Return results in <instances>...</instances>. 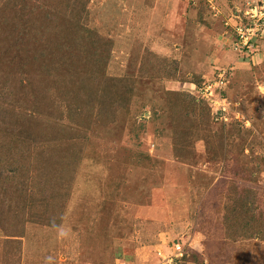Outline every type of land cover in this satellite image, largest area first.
I'll return each mask as SVG.
<instances>
[{"label": "rangeland", "instance_id": "obj_1", "mask_svg": "<svg viewBox=\"0 0 264 264\" xmlns=\"http://www.w3.org/2000/svg\"><path fill=\"white\" fill-rule=\"evenodd\" d=\"M2 1L0 88L14 95L4 106L79 155L65 170L50 148L53 196L29 194L22 218L0 191V264H264V240L227 236L247 210L264 226V36L252 55L232 50L223 17L240 0H217V16L207 0H87L82 12L80 0ZM45 9L68 27L39 40ZM73 61L87 73L73 75ZM219 68H230L224 90L237 106L226 122L196 89ZM111 81L130 95L110 94ZM172 91L192 98L177 103Z\"/></svg>", "mask_w": 264, "mask_h": 264}, {"label": "trees", "instance_id": "obj_2", "mask_svg": "<svg viewBox=\"0 0 264 264\" xmlns=\"http://www.w3.org/2000/svg\"><path fill=\"white\" fill-rule=\"evenodd\" d=\"M9 0H3L4 6L8 4ZM86 1L87 0H80V9L81 12L84 11L86 7ZM21 7H25L22 5ZM35 24L40 25L42 27L36 34L39 33V37L42 40V35L48 34H57L60 31H65L68 26L65 23V20L61 19L60 13L57 11L53 12L52 10L45 9V14H42ZM77 24V23H76ZM63 27L65 30H63ZM81 30H85V25L81 24L79 25ZM38 39L36 41L38 42ZM54 43L53 39L48 42L45 41L44 46L45 47H51ZM95 51V50H94ZM93 51V52H94ZM101 60V57L99 55V62ZM59 63V59L54 60V64L57 66ZM61 65V64H60ZM75 67L74 74L76 76V72H80L83 74L88 70V67L85 66V64L80 63H74L72 68ZM82 74V75H83ZM202 80L199 82H196V86H200L202 84ZM109 85H105V90L108 88V90L111 92L110 94L118 93L119 96L125 97L127 95H130V87L128 88L126 85L122 86L119 82H113L111 81ZM100 86V85H98ZM119 87V88H118ZM126 87V88H125ZM99 89V87H98ZM97 89V91H98ZM86 90V75L82 76L81 79L76 82L75 89L69 90V97L74 96L75 94L81 91ZM95 89L87 91V94L89 95H96ZM175 95L174 99L178 103L181 101L182 103L186 100L185 97L191 96V94L181 92V91H172ZM102 93H105V91H102ZM13 91L9 88H6L3 90L2 86L0 88V191L5 196L1 198L4 204H6V208L12 210V214L15 218L23 217V213L26 210V201H28V196L31 193H34L35 191H41L43 193V199L45 197H51L53 196L54 191V183L57 181V176H59V173L57 171L58 167L53 161H56L52 158H49V153L51 151L50 148H53L54 151L59 153V158L66 157V169L71 167V165L74 163V161L77 160L79 154H75L73 148H70L69 146L65 149H62L58 143L53 144L48 140L47 137L44 136H37L34 130H27V127H32V124L35 126L38 124L39 119L31 118L28 115H22L19 114L12 115L11 112H8L5 104H10L11 100L13 99ZM1 100L3 103H1ZM202 101H205L202 99ZM206 102V101H205ZM207 104V102H206ZM205 104V105H206ZM92 103L89 104V108L91 110ZM111 108L114 107L113 104H109ZM109 108V109H111ZM209 108V107H208ZM77 110L79 109L76 108ZM79 111H82L81 108ZM196 108H192L191 112H195ZM208 111H210L208 109ZM78 114V112L76 113ZM196 115V113H194ZM33 121V122H32ZM31 122V123H30ZM83 122H80V124ZM44 126V123H43ZM67 138V135H64ZM41 137V138H39ZM66 139L65 141H67ZM32 150L34 152H37L36 154H32ZM37 170V176H38V184L37 188L33 186L32 182V171ZM61 177V176H60ZM59 177V178H60ZM48 180L51 181V184L47 186ZM249 189L245 188V191H248ZM1 196V195H0ZM41 201V199H40ZM42 202V201H41ZM46 205V203H45ZM250 205V204H249ZM244 205V208H252L251 206ZM14 211V213H13ZM249 213L250 215L246 218L244 221V225H236V227H228L227 229V236L230 238L237 237L238 235L245 233V235L250 236V238H259L264 240V226L262 225L261 218H259L254 212L245 211ZM24 224V222H22ZM0 226L4 231H9L8 226L6 227L4 224H1ZM8 237L7 239L12 240H18L16 235L12 234H6Z\"/></svg>", "mask_w": 264, "mask_h": 264}, {"label": "built area", "instance_id": "obj_3", "mask_svg": "<svg viewBox=\"0 0 264 264\" xmlns=\"http://www.w3.org/2000/svg\"><path fill=\"white\" fill-rule=\"evenodd\" d=\"M208 5L215 16L218 15L217 0H207ZM224 23L232 34L231 48L239 56L252 55L259 51L261 39L264 36V0H240L231 9ZM230 78V68H219L215 76L205 79L200 86H196L200 96L210 107L211 116L220 122H226L229 114L235 111L236 104L228 99L225 87ZM216 91V95L214 92ZM216 96V97H215ZM215 97V98H214ZM231 107L234 110H231ZM214 110L216 112L214 113ZM235 117L245 119L244 115L235 112ZM174 247V246H173ZM173 250V260L182 255L181 246L177 243ZM161 254V253H160ZM171 258V257H169ZM117 264H134L131 262L118 261Z\"/></svg>", "mask_w": 264, "mask_h": 264}]
</instances>
